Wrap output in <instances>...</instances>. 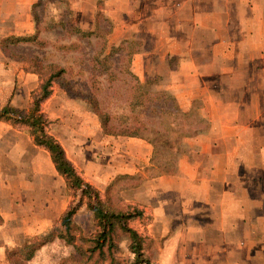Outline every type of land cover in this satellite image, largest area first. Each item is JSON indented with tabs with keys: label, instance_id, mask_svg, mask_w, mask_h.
Masks as SVG:
<instances>
[{
	"label": "crops",
	"instance_id": "obj_1",
	"mask_svg": "<svg viewBox=\"0 0 264 264\" xmlns=\"http://www.w3.org/2000/svg\"><path fill=\"white\" fill-rule=\"evenodd\" d=\"M36 1L0 0V42L34 34ZM69 2L81 17L79 28L93 32L94 9L110 24L106 55L126 46L131 74L141 83L158 81L177 112L200 113L202 125L180 139L184 151L171 172L147 176L151 143L102 135L85 110L83 118L78 115L80 130L69 129L64 118L49 121L67 159L98 191L120 176H144L127 193L143 212L137 230L155 243L152 264H264V0ZM52 44L49 50H55ZM6 61L8 98L16 84L29 93L37 88L38 76L22 61ZM60 93L52 88L45 105ZM42 156L57 173L50 156ZM39 211L23 222L9 195L0 194V230L16 225L34 240L55 223L40 220Z\"/></svg>",
	"mask_w": 264,
	"mask_h": 264
},
{
	"label": "rangeland",
	"instance_id": "obj_2",
	"mask_svg": "<svg viewBox=\"0 0 264 264\" xmlns=\"http://www.w3.org/2000/svg\"><path fill=\"white\" fill-rule=\"evenodd\" d=\"M31 12L34 34L21 38L24 41L9 47L8 52L0 51V109L9 104L26 110L32 93L37 91L41 81L61 69L63 74L52 84L61 96L56 95L57 100L52 104L45 105L46 100L42 106L51 123L54 119L59 121L64 118L69 129L80 130L82 123L78 115L83 118V111L86 110L85 119L89 125L90 119L97 120L102 135L135 137L134 134H140L156 142L158 150L145 175L171 172L177 155L184 151L179 141L193 134L194 124H201L200 113H178L175 99L162 84L152 79L146 83L138 81L129 70L126 46L118 51L111 50L106 55L105 32L110 24L102 14L97 16L95 9L93 32L79 28L77 21L81 17L71 10L69 0H37ZM53 42H56L55 50H49ZM7 59L22 61L24 69L33 74L41 71L44 77L35 78V90L24 92L16 84L12 96L8 98L11 91L6 84L9 77L5 74ZM64 106H67L66 110H60ZM199 106V103H194L197 110ZM164 144L171 147V154ZM31 145L29 130H16L11 123L0 121V194L9 195L10 204L18 209L19 220L32 219V214L40 210V220H54L55 223L34 240L22 235L16 225L10 224L7 229L0 230V246L4 248L2 254L0 252V264H109L110 257L115 259L116 264H143L131 253L128 235L120 232L113 235L114 248L109 251L105 248L103 258L98 252H89L93 247L91 239L97 231L92 212L86 201H81L80 192L74 196L65 180L44 162L42 154L50 155L42 149L38 152ZM98 152L97 148L95 154ZM142 178L144 176L141 175L111 181L108 186L111 185V191H115L111 204L122 212L128 207L142 212L128 202L127 191L132 188H125L139 183ZM108 186L99 191L102 198L107 196ZM39 189L41 196L37 198ZM46 205L50 206L48 210H45ZM70 207H76V212L68 236L72 242L67 243V234L60 225L62 216ZM142 217L129 223V227L138 233L135 222L141 221ZM51 237L53 240H50ZM151 241L145 243L140 258L148 264H152L149 253L155 246ZM33 244L38 248L29 258L28 247Z\"/></svg>",
	"mask_w": 264,
	"mask_h": 264
},
{
	"label": "trees",
	"instance_id": "obj_3",
	"mask_svg": "<svg viewBox=\"0 0 264 264\" xmlns=\"http://www.w3.org/2000/svg\"><path fill=\"white\" fill-rule=\"evenodd\" d=\"M22 39L16 37L5 38L0 42V47L6 53L9 50L8 48L12 45L16 46L17 43L23 42L24 40ZM36 74L40 79L44 77L41 71H37ZM62 74L63 71L59 69L56 73L50 74L45 81H41L37 91L32 93L26 110L14 108L9 104L1 108L0 120L11 123L12 127L16 130H29L30 137L32 138V144L37 148L46 151L50 155L51 162L56 172L65 180L67 187L73 192V195L75 196L78 192H80L81 201H86L89 211H91L93 214L94 222H96L97 228L96 233L91 239L93 247L90 249V253L98 252L99 256L103 258L105 248L107 251L114 248L112 241L113 235L120 232L122 234L128 235L130 240L129 249L134 255V258L143 264H148L147 261L140 260V258L145 243H149L151 240L146 236H141L137 231L129 227V223L136 219H140L143 213L136 208L131 210L129 207L127 208V211L122 212L113 206L111 201L115 198V191H111V185L106 189L107 196L102 198V195L99 193V191L95 190L91 185L84 181L81 174L67 159L61 145L49 133L50 122L44 115L42 106L52 94V84L56 80H59ZM134 135L135 137L149 141L154 148V153L158 150V145L153 140L149 139L148 137V139L143 138L140 134ZM164 146L167 147L168 153L171 154V147L167 146L166 144H164ZM162 173L166 172H161L159 174ZM124 178L133 179V177L128 176H120L116 179ZM138 184L139 183L128 185L125 188H134ZM75 212L76 207H70L61 218L60 226L67 234V243L72 242L68 236L71 229V220ZM50 240H53V238L51 237ZM37 246L33 244L31 247H28L30 253L27 256L29 258L32 256L33 251L35 249L37 250ZM109 264H116V261L113 257H110Z\"/></svg>",
	"mask_w": 264,
	"mask_h": 264
}]
</instances>
